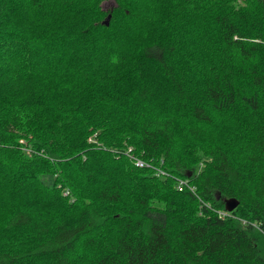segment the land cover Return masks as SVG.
Wrapping results in <instances>:
<instances>
[{"label":"trees","instance_id":"obj_1","mask_svg":"<svg viewBox=\"0 0 264 264\" xmlns=\"http://www.w3.org/2000/svg\"><path fill=\"white\" fill-rule=\"evenodd\" d=\"M104 1L0 0V264H264V0Z\"/></svg>","mask_w":264,"mask_h":264},{"label":"water","instance_id":"obj_2","mask_svg":"<svg viewBox=\"0 0 264 264\" xmlns=\"http://www.w3.org/2000/svg\"><path fill=\"white\" fill-rule=\"evenodd\" d=\"M108 18L109 17H107L106 23H108ZM237 205H238V200L235 198H231L226 202V208L228 211L233 210Z\"/></svg>","mask_w":264,"mask_h":264},{"label":"rangeland","instance_id":"obj_3","mask_svg":"<svg viewBox=\"0 0 264 264\" xmlns=\"http://www.w3.org/2000/svg\"><path fill=\"white\" fill-rule=\"evenodd\" d=\"M112 4H113V1H111V0H107V1H104V2H103V7H104V8H108V7H110ZM47 182H50V180H47Z\"/></svg>","mask_w":264,"mask_h":264},{"label":"built area","instance_id":"obj_4","mask_svg":"<svg viewBox=\"0 0 264 264\" xmlns=\"http://www.w3.org/2000/svg\"><path fill=\"white\" fill-rule=\"evenodd\" d=\"M136 164L139 165V166H142V165L144 164V162L138 159V160L136 161Z\"/></svg>","mask_w":264,"mask_h":264}]
</instances>
